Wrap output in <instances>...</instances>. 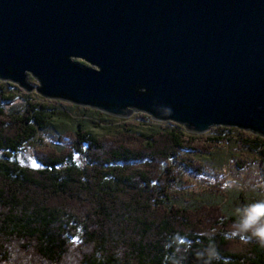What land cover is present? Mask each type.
<instances>
[{
    "label": "trees",
    "instance_id": "trees-1",
    "mask_svg": "<svg viewBox=\"0 0 264 264\" xmlns=\"http://www.w3.org/2000/svg\"><path fill=\"white\" fill-rule=\"evenodd\" d=\"M15 88L0 82V264H264V243L240 230L264 188L241 191L231 209L221 194L184 186L189 170L206 166L198 157L212 152L201 139L248 150L263 184V136L235 127L199 136L146 114L142 129L94 110L118 123L98 136L37 94L10 105ZM55 116L75 127L38 149L40 166L22 165L18 153Z\"/></svg>",
    "mask_w": 264,
    "mask_h": 264
},
{
    "label": "water",
    "instance_id": "water-1",
    "mask_svg": "<svg viewBox=\"0 0 264 264\" xmlns=\"http://www.w3.org/2000/svg\"><path fill=\"white\" fill-rule=\"evenodd\" d=\"M0 80L191 134L264 137V0H0Z\"/></svg>",
    "mask_w": 264,
    "mask_h": 264
},
{
    "label": "rangeland",
    "instance_id": "rangeland-1",
    "mask_svg": "<svg viewBox=\"0 0 264 264\" xmlns=\"http://www.w3.org/2000/svg\"><path fill=\"white\" fill-rule=\"evenodd\" d=\"M80 62L84 63L85 65H90L83 60ZM29 81L34 87L39 84L38 80L32 76ZM0 82L12 84L20 89H12L15 102L13 101L14 103L12 102L10 105H14L16 102H23V95L37 94L49 104H55L57 107L63 108V110L71 114V116L76 120L86 121L85 123H87L90 130H92L98 136L103 135L105 132L107 133L105 127H112L118 124H109L108 122L104 121L100 118L101 115L93 112L96 109L91 107L75 105L74 103L62 99L45 98L38 94L36 89L30 93H27L25 88L22 89L20 85L16 83L13 84V82L10 81L3 82L0 80ZM8 107L9 105L6 106V108ZM97 111L106 114L103 111ZM141 114L149 115L144 112H134L132 116L125 118V123L135 124L140 126L142 129L146 128L144 125L146 123H144L143 119L138 116ZM74 127L75 123L72 121L55 116L47 131H42L36 141L32 143H26L22 151L18 153L17 158L19 162L25 166H40L36 157L38 149L42 148L44 145L52 144V140L59 136L60 133L66 131L68 132ZM213 129L214 128L205 134L197 135H211L219 137L220 133L212 131ZM200 143H202L201 147L205 146L207 150H211L212 152H210V154H201L202 157H198L206 164L205 168L201 170V172L189 170L185 175L184 186L187 192H195L197 194H202V196H208L209 198L213 197L214 195L221 194L224 196L222 199L223 203L225 202L231 209H233V206H235L234 203L236 200H238V196L241 191L246 190L247 195L249 194V196L253 197L259 193V188H264V183L262 184L259 180L258 166L254 161L255 156L252 153H249L248 150L237 152V150L234 148L237 145L227 140L222 142V144H225L223 149L215 147L216 144H220V142H209L208 140L201 139ZM206 158L210 159V162L205 161ZM261 203L264 202L261 201ZM261 219L260 222L257 221V224L253 225V227L250 229H255L261 224H264V216H262Z\"/></svg>",
    "mask_w": 264,
    "mask_h": 264
},
{
    "label": "clouds",
    "instance_id": "clouds-1",
    "mask_svg": "<svg viewBox=\"0 0 264 264\" xmlns=\"http://www.w3.org/2000/svg\"><path fill=\"white\" fill-rule=\"evenodd\" d=\"M262 216H264V203L250 206L240 222V230L246 232L248 229L252 228L253 225L257 224V221ZM251 236L258 238L261 243H264V224L256 227L252 231ZM250 238L251 237H249V239Z\"/></svg>",
    "mask_w": 264,
    "mask_h": 264
}]
</instances>
